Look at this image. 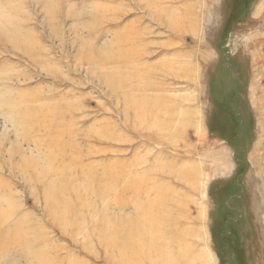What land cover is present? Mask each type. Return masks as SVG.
Returning a JSON list of instances; mask_svg holds the SVG:
<instances>
[{"label": "rangeland", "instance_id": "374dc122", "mask_svg": "<svg viewBox=\"0 0 264 264\" xmlns=\"http://www.w3.org/2000/svg\"><path fill=\"white\" fill-rule=\"evenodd\" d=\"M0 264H264V0H0Z\"/></svg>", "mask_w": 264, "mask_h": 264}, {"label": "crops", "instance_id": "0c3cea01", "mask_svg": "<svg viewBox=\"0 0 264 264\" xmlns=\"http://www.w3.org/2000/svg\"><path fill=\"white\" fill-rule=\"evenodd\" d=\"M192 244L193 249L189 251L190 253H194V257H199L200 255H207V248H204L206 244V239H190ZM188 240V241H190ZM160 252V251H159ZM164 252V251H161ZM206 253V254H205Z\"/></svg>", "mask_w": 264, "mask_h": 264}]
</instances>
